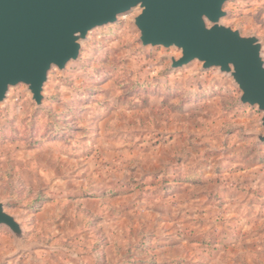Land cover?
Instances as JSON below:
<instances>
[{
  "label": "rangeland",
  "instance_id": "374dc122",
  "mask_svg": "<svg viewBox=\"0 0 264 264\" xmlns=\"http://www.w3.org/2000/svg\"><path fill=\"white\" fill-rule=\"evenodd\" d=\"M224 11L264 58V0ZM138 14L52 68L42 106L25 85L0 104V203L24 230L17 253L0 227V264H264L263 113L229 75L143 47Z\"/></svg>",
  "mask_w": 264,
  "mask_h": 264
},
{
  "label": "water",
  "instance_id": "95a60500",
  "mask_svg": "<svg viewBox=\"0 0 264 264\" xmlns=\"http://www.w3.org/2000/svg\"><path fill=\"white\" fill-rule=\"evenodd\" d=\"M231 0H0V104L10 88L27 86L33 102L42 106L49 72L80 58L82 43L98 28L113 25L135 9L134 25L143 47L181 51L173 69L194 61L203 70L229 75L241 91L240 103L263 113V45L256 37L222 23ZM264 143V135H258ZM0 227L24 250V230L0 203Z\"/></svg>",
  "mask_w": 264,
  "mask_h": 264
},
{
  "label": "crops",
  "instance_id": "0c3cea01",
  "mask_svg": "<svg viewBox=\"0 0 264 264\" xmlns=\"http://www.w3.org/2000/svg\"><path fill=\"white\" fill-rule=\"evenodd\" d=\"M2 255H3V254H2ZM11 255H13V253H12ZM2 257H4V259H3L4 261L7 260V259H6L7 257L5 258V255H3ZM8 257H9V256H8Z\"/></svg>",
  "mask_w": 264,
  "mask_h": 264
}]
</instances>
